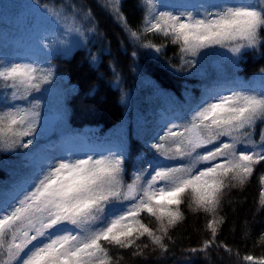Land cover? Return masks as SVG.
<instances>
[{"label": "snow or ice", "instance_id": "obj_1", "mask_svg": "<svg viewBox=\"0 0 264 264\" xmlns=\"http://www.w3.org/2000/svg\"><path fill=\"white\" fill-rule=\"evenodd\" d=\"M97 3L130 42L156 53L162 46L145 42L147 34H159L178 45L182 60L216 47L237 58L248 52L264 58V0L159 7L144 0L145 15L135 30L122 12V0ZM44 11L66 34L98 33V22L84 4L65 2L44 6ZM91 61L96 63L97 57L91 56ZM52 76L50 67L0 60L4 150H31L41 118L34 94L51 84ZM258 76L259 90L243 85L211 89L184 116L164 122L144 141L150 157L141 156L131 173L123 142L107 155L51 156L34 167L18 191L0 199V264H113L110 248L132 249L127 255L145 259L148 249V255L163 258L169 253L170 230L184 219L181 205L186 198L193 212L208 214L211 233L200 247L184 250L189 254L187 264H197L195 258L201 255L207 260L224 222L218 210L225 190L244 186L256 165L264 163V127L256 139L257 125H264V68ZM260 182L264 185V176ZM259 203L264 207V188ZM143 214L154 218L155 228L144 222ZM243 261L264 264V258L252 255L243 256Z\"/></svg>", "mask_w": 264, "mask_h": 264}, {"label": "trees", "instance_id": "obj_2", "mask_svg": "<svg viewBox=\"0 0 264 264\" xmlns=\"http://www.w3.org/2000/svg\"><path fill=\"white\" fill-rule=\"evenodd\" d=\"M65 2L91 8L98 22V33L66 34L64 27L44 11V6L55 7ZM153 2L159 7L163 4L208 5L218 0ZM146 8L144 0H122V12L134 30L141 27ZM143 39L162 46V51L156 53L130 42L121 26L97 0H0V55L14 53L23 60L36 62L41 68L53 70L51 84L44 85L34 98L55 115L51 132L45 138L36 135L31 150L9 151L0 146V199L18 191L34 167L53 156V149L58 156L66 144V156H99L107 155L109 150L116 151L123 142L127 149L126 167L131 173L141 156L150 157L144 150V141L164 122L184 116L189 106L198 103L207 91L224 85H243L256 90L262 86L258 73L264 68V58L259 54L248 52L237 58L227 49L216 47L203 50L196 57L184 56L182 60L179 46L168 38L150 33ZM29 54L35 58L28 57ZM91 56L97 57L96 63H92ZM3 91L0 89V100ZM55 93L59 95V105ZM261 127L264 125H257L256 139ZM94 138L97 142H91ZM116 141L118 145L114 146ZM97 143H101L100 149L95 148ZM261 176H264V163L256 165L244 186L225 190L218 210L224 222L219 225L216 244L209 249L207 260L202 255L195 258L197 264H251L243 261V256L264 258V240L261 239L264 207L259 203L264 188ZM189 202L186 198L181 205L184 219L169 232L168 254L161 258L148 255L149 250L144 249L145 259L127 255L132 249L110 248L113 264H187L189 254L184 250L198 248L211 237L206 226L210 217L203 212H193L188 207ZM143 218L150 227H156L154 218L146 214ZM142 241L150 245L147 237ZM221 244L231 251L218 246Z\"/></svg>", "mask_w": 264, "mask_h": 264}, {"label": "rangeland", "instance_id": "obj_3", "mask_svg": "<svg viewBox=\"0 0 264 264\" xmlns=\"http://www.w3.org/2000/svg\"><path fill=\"white\" fill-rule=\"evenodd\" d=\"M28 57L31 58H35V56L33 54H29ZM0 59L3 61H12V60H23L22 58L19 57V55L17 54H11V55H0ZM24 62H31V63H35L36 62H32V61H27V60H23ZM55 99L58 101V105L60 103V99H59V95L57 93L54 94ZM17 104H21L22 106H24V102L23 101H16ZM40 114H41V118H40V123L37 127L36 131L40 132V135H48L51 132V129L55 123V115L53 113H51L48 110H45L44 106L40 104V108H39ZM93 142H95V140H93ZM118 142L116 141L114 143V146H117ZM101 143H97L96 144V149H100L101 148ZM106 146V144L104 145V147ZM67 147L64 149L63 152V156L67 155L68 151H67ZM58 156H61V151L58 152L57 154Z\"/></svg>", "mask_w": 264, "mask_h": 264}]
</instances>
